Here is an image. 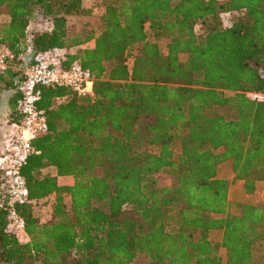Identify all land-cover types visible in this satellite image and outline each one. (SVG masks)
Returning <instances> with one entry per match:
<instances>
[{
  "label": "trees",
  "instance_id": "obj_1",
  "mask_svg": "<svg viewBox=\"0 0 264 264\" xmlns=\"http://www.w3.org/2000/svg\"><path fill=\"white\" fill-rule=\"evenodd\" d=\"M82 1L0 0L12 62L66 49V64L94 78L93 96L40 88L48 131L22 175L29 199L54 195L52 215L40 222L31 204L17 206L20 241L0 193V264H264V197L232 214L218 176L229 161L248 193L264 178V99L249 96L264 94V0H100L97 26L71 31L68 17L91 15ZM34 18L46 28L31 30Z\"/></svg>",
  "mask_w": 264,
  "mask_h": 264
},
{
  "label": "built area",
  "instance_id": "obj_2",
  "mask_svg": "<svg viewBox=\"0 0 264 264\" xmlns=\"http://www.w3.org/2000/svg\"><path fill=\"white\" fill-rule=\"evenodd\" d=\"M13 53L0 44V72L12 63ZM93 76L78 60L66 64V54L62 49L40 51L25 62L23 76L17 86L16 108L20 119L13 124L14 130L5 152L0 156V193L7 204V230L24 233V218L17 206L36 204L28 198L26 181L22 175L29 156L33 152V141L48 131L46 115L37 106L40 88L63 86L76 96H93ZM252 98L264 99L263 93H250Z\"/></svg>",
  "mask_w": 264,
  "mask_h": 264
},
{
  "label": "rangeland",
  "instance_id": "obj_3",
  "mask_svg": "<svg viewBox=\"0 0 264 264\" xmlns=\"http://www.w3.org/2000/svg\"><path fill=\"white\" fill-rule=\"evenodd\" d=\"M87 5L91 6L93 8L95 7H102L100 0H96V1H87ZM94 14L92 16H86L87 18H82L81 16H77L80 18H76V16H70L67 19V25L68 28L71 31H79L81 28H83V26L85 24H88L90 27H96L97 26V18L99 17V9L94 10ZM8 20V16L5 13V10H1L0 13V23L6 22ZM230 16L225 14L222 16V23L224 26H228L230 24ZM40 20L38 18H34L31 20V26L30 29L31 30H36L40 31L42 28H45V24H40ZM85 22V23H84ZM37 23L39 25H37ZM42 23V22H41ZM196 31L200 32V27L197 26L196 27ZM159 47L161 50H165V46H166V40H159L158 42ZM179 57L181 60H184L186 57L185 53H180ZM22 63V62H21ZM25 63V62H23ZM13 64L15 66L18 67V64H20V62H16L14 61ZM12 65V64H11ZM250 96V93H249ZM149 150L151 151H157V147L150 145L148 146ZM218 176L224 179H227L229 182L228 185V198L229 200L233 203L230 207H229V212L232 214H237L240 212L241 210V205L242 204H254L257 202H260L263 197H264V178L260 181H256L255 185H254V189L252 192L248 193L244 190V186H243V182L240 181L238 182L237 179H233V172L231 169V165L229 161H224L222 162L219 167H218ZM156 180L159 184H168L170 183L171 179L164 175V174H157L156 175ZM71 182L73 183L72 179ZM54 199V195H52L51 197V203H50V209H51V204L52 201ZM65 201L68 202L69 201V197L66 196ZM48 202L43 203V201L41 202H36V204L33 206L32 208V212L34 214V216H36V218L40 221V222H44V221H48L51 219V213L50 212V216H49V207L47 206ZM18 237V239L20 241H25L26 239V235L25 233H19L16 235ZM209 238L210 240L214 243L219 245L220 243V239H221V230H211L209 232ZM218 252H219V256L222 260V262L225 261L226 259V253H225V249L223 247L218 248ZM264 253V243L258 247L255 251V254H262Z\"/></svg>",
  "mask_w": 264,
  "mask_h": 264
},
{
  "label": "crops",
  "instance_id": "obj_4",
  "mask_svg": "<svg viewBox=\"0 0 264 264\" xmlns=\"http://www.w3.org/2000/svg\"><path fill=\"white\" fill-rule=\"evenodd\" d=\"M87 1H96V0H83L82 4L85 8H90L92 9L91 15L92 16L95 12L94 10L99 9L98 15H100L103 11L102 7H91L87 5ZM82 18H87L86 16H81ZM76 18H80L77 17ZM85 23V22H84ZM40 24H45L46 28V23H41ZM37 25H39L37 23ZM31 26V23L29 24V28ZM42 28L41 30H43ZM36 31V30H35ZM94 46V40L87 41L86 43L73 47L70 49V53H74L78 48H92ZM62 51L66 54V49H62ZM14 62V61H13ZM13 62L10 64L9 68L5 70L4 72H0V156L5 152L10 138L12 136L14 127L13 124H15L19 119L20 116L17 112L16 108V99L18 97L17 93V86L20 80L22 79L23 76V70L25 63H20L18 64V67L13 64ZM43 174L47 175H56V170L53 166H47L43 168L42 170ZM71 179L73 181V176L72 175H63V176H57V182L61 185H71ZM240 182L241 180H237ZM53 194L48 195L45 198L37 200V202L44 201L48 202L47 206L49 207V216H50V203H51V197ZM52 214V213H51ZM28 238L26 236L25 241H27Z\"/></svg>",
  "mask_w": 264,
  "mask_h": 264
},
{
  "label": "water",
  "instance_id": "obj_5",
  "mask_svg": "<svg viewBox=\"0 0 264 264\" xmlns=\"http://www.w3.org/2000/svg\"><path fill=\"white\" fill-rule=\"evenodd\" d=\"M31 59V55L30 56H28V61Z\"/></svg>",
  "mask_w": 264,
  "mask_h": 264
}]
</instances>
